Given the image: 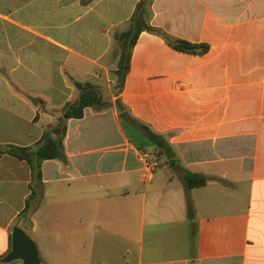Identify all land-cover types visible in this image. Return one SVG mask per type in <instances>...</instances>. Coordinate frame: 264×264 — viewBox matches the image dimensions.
I'll return each mask as SVG.
<instances>
[{
    "label": "crops",
    "instance_id": "obj_1",
    "mask_svg": "<svg viewBox=\"0 0 264 264\" xmlns=\"http://www.w3.org/2000/svg\"><path fill=\"white\" fill-rule=\"evenodd\" d=\"M138 2L0 0V145L38 143L78 98L74 82L110 104L70 119L66 161L42 164L29 218L40 264H264V0H151L160 34L140 33L120 82L117 36ZM175 40L208 51L181 53ZM140 152L158 162L151 175ZM186 172L206 185L186 189ZM30 181L25 162L1 157L0 264H22L2 260Z\"/></svg>",
    "mask_w": 264,
    "mask_h": 264
},
{
    "label": "trees",
    "instance_id": "obj_2",
    "mask_svg": "<svg viewBox=\"0 0 264 264\" xmlns=\"http://www.w3.org/2000/svg\"><path fill=\"white\" fill-rule=\"evenodd\" d=\"M151 0H139L135 11L130 19L127 31L117 36L121 55L118 64L117 75L119 81L123 82L129 71L132 49L142 32L160 34V31L149 24L148 8ZM172 48L178 52L186 54H204L208 51L206 45H193L182 40L170 42ZM74 87L78 91V98L67 103L60 111L54 125L46 128L38 143L30 147H18L13 145H0V159L3 155L25 162L30 169L31 181L29 184L30 194L25 202V207L19 216L27 214L33 203L42 195V164L48 160L66 161L64 153L63 139L66 134L67 122L70 119H81L85 108L106 109L110 104L104 100L101 90L90 82L76 83ZM116 108L120 117L132 128L139 131L151 146L155 148L158 157H164L169 161L174 160V153L167 140L154 132L147 126L132 117L125 108L116 102ZM207 183L205 177L186 172L184 175V185L186 189H196L204 187ZM191 205L188 202V216L191 217Z\"/></svg>",
    "mask_w": 264,
    "mask_h": 264
},
{
    "label": "water",
    "instance_id": "obj_3",
    "mask_svg": "<svg viewBox=\"0 0 264 264\" xmlns=\"http://www.w3.org/2000/svg\"><path fill=\"white\" fill-rule=\"evenodd\" d=\"M2 261L4 263L21 261L22 264H40L35 243L18 226L12 230L10 253Z\"/></svg>",
    "mask_w": 264,
    "mask_h": 264
},
{
    "label": "built area",
    "instance_id": "obj_4",
    "mask_svg": "<svg viewBox=\"0 0 264 264\" xmlns=\"http://www.w3.org/2000/svg\"><path fill=\"white\" fill-rule=\"evenodd\" d=\"M138 159L146 172V176L151 175L158 168L157 160L150 156L147 152H140L138 154Z\"/></svg>",
    "mask_w": 264,
    "mask_h": 264
},
{
    "label": "rangeland",
    "instance_id": "obj_5",
    "mask_svg": "<svg viewBox=\"0 0 264 264\" xmlns=\"http://www.w3.org/2000/svg\"><path fill=\"white\" fill-rule=\"evenodd\" d=\"M153 156H155L154 153H153ZM159 162H161L162 165H164V163H166L164 158L162 160L160 158ZM163 168L166 170V167H163ZM36 206H37V204L33 203L31 209L27 212V214L21 215L20 219L18 220L19 221V226H20L19 228H22V230L23 229H26V230L28 229L29 233L28 232L26 233L25 230H23V231L30 237L31 240H32L33 235H31V231H30L29 218H30V216L33 213V210H34L33 208H35Z\"/></svg>",
    "mask_w": 264,
    "mask_h": 264
}]
</instances>
